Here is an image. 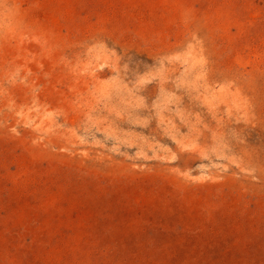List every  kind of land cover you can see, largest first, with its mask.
<instances>
[{
  "label": "rangeland",
  "instance_id": "1",
  "mask_svg": "<svg viewBox=\"0 0 264 264\" xmlns=\"http://www.w3.org/2000/svg\"><path fill=\"white\" fill-rule=\"evenodd\" d=\"M119 246L264 264V0H0V264Z\"/></svg>",
  "mask_w": 264,
  "mask_h": 264
},
{
  "label": "trees",
  "instance_id": "2",
  "mask_svg": "<svg viewBox=\"0 0 264 264\" xmlns=\"http://www.w3.org/2000/svg\"><path fill=\"white\" fill-rule=\"evenodd\" d=\"M111 236L113 235H109L107 237V239H109ZM116 237V236H115ZM112 252V256L113 257H124L125 259H121V261H124L126 262L127 264H181L180 262V259L179 261H177L175 259V257L173 259V263H169V262H165L164 260H160L159 258V255H151V256H147V258H145V260H142L141 259L139 260V258L137 256H131V252L130 250L128 251V248H125V247H114L112 248L111 250ZM181 254H179V257H180ZM120 259V258H119ZM192 264H201L200 262H193Z\"/></svg>",
  "mask_w": 264,
  "mask_h": 264
}]
</instances>
